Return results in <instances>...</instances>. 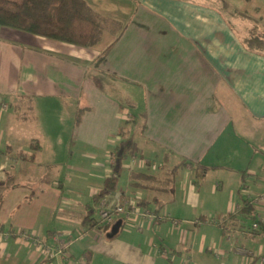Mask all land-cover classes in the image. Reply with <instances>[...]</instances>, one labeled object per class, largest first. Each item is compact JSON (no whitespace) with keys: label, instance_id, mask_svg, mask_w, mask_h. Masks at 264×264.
I'll use <instances>...</instances> for the list:
<instances>
[{"label":"crops","instance_id":"obj_1","mask_svg":"<svg viewBox=\"0 0 264 264\" xmlns=\"http://www.w3.org/2000/svg\"><path fill=\"white\" fill-rule=\"evenodd\" d=\"M85 1L120 22L117 34L83 47L0 25V180L10 185L0 189V264H264V229L245 226L252 218L239 193L245 174L242 192L264 227V199L255 204L264 195V52L244 43L264 38V0ZM133 108L140 119L131 129ZM121 126L164 147L166 170L179 154L175 165L194 164L180 168L219 173L209 186L184 189L163 220L109 237L112 225L105 230L94 215ZM215 141L222 160L208 164L202 155ZM75 156L93 157L91 169ZM230 158L236 166L223 163ZM131 182L130 173L123 200L135 193ZM174 185L140 192L142 207L174 202ZM23 230L72 242L48 260Z\"/></svg>","mask_w":264,"mask_h":264},{"label":"trees","instance_id":"obj_2","mask_svg":"<svg viewBox=\"0 0 264 264\" xmlns=\"http://www.w3.org/2000/svg\"><path fill=\"white\" fill-rule=\"evenodd\" d=\"M0 25L83 47L97 44L105 32L117 34L120 30V22L95 12L85 0H0ZM244 43L252 51L264 52V38L252 36L246 38ZM107 50L97 60V64L103 60ZM82 113V110L77 112L76 124H79ZM125 123L128 122L126 121ZM143 127L142 130L145 129L144 125ZM120 132L123 134L122 139L111 151L112 175L106 178L105 185L99 196L113 193L127 158L138 157L139 155L143 156L134 135L129 130H125V126L120 127ZM145 161V165L149 166L150 161ZM183 165L194 166L192 162L187 161L173 166L170 170H166L162 166V170L160 169L161 173L158 175L131 170V186L136 189L132 196L149 188L158 189L157 183L173 185L178 170ZM244 178L245 174L243 175L242 184L239 189V193L243 198L241 209L247 217L253 219L254 223L257 222L259 224L258 229L251 227L252 231L261 232L264 227L262 222L257 219V211L253 207L250 197L242 192L246 188ZM9 186L6 181L0 180V189L6 190ZM3 198L4 194L1 193L0 207ZM147 203V198L143 197L140 205L144 206ZM164 204L160 203L159 205L163 207ZM111 225L113 226V224ZM111 225H104L102 227L108 230ZM116 235L111 233V230L108 231L109 237Z\"/></svg>","mask_w":264,"mask_h":264},{"label":"rangeland","instance_id":"obj_3","mask_svg":"<svg viewBox=\"0 0 264 264\" xmlns=\"http://www.w3.org/2000/svg\"><path fill=\"white\" fill-rule=\"evenodd\" d=\"M132 112L134 113V119H132V123L130 124V128H134L135 125H138V121H139V113L138 111H136V109H131ZM26 113H30L29 111ZM24 116H26L24 114ZM28 116H30V114H28ZM239 126V125H238ZM238 126H237V134L239 136V132H238ZM240 132L245 133L243 130H240ZM135 135V139L137 140L141 150H142V155L143 156H138L136 157V160L134 163H132V157L127 158V160L125 161V165L124 168L121 172V175L119 177L118 180V184H117V189L115 190L114 193H120L122 194V191L126 194L131 193V188L129 186V181H130V173L131 170H139V171H147L149 173L152 174H157L161 167L165 164V161L163 160V154L165 153L164 147L159 146L155 143H153L152 141H150L149 139H147L146 137H144V134L140 131V128H138L137 132L134 133ZM218 142H212L210 145H208L205 149L204 154L202 155V157L204 158V161L208 164H214L212 162H214L215 160H222L218 155H220V151L218 150ZM191 147V143L187 142L184 146L185 149H189ZM112 150V148L110 147V149H108V151L110 152ZM83 152V151H81ZM93 153V152H91ZM90 153V155H92ZM89 155V153H88ZM76 159H78L79 161H76L77 165H79L80 167H84V168H90L91 169V161L92 158L88 157V156H82L81 158L75 156ZM142 157L145 160H149L150 161V165L146 166L144 161H142ZM182 159V156L179 154H174L173 156H171V158L169 159V164L171 166H174L175 164L179 163ZM105 164H109L111 162V160L109 159V157H105ZM230 161H224L223 163H225L226 165H237L238 162L233 161L231 158L229 159ZM164 168H166V166H163ZM162 167V168H163ZM66 169L67 170V175H69L72 178V174L69 170V167L67 168H63V170ZM55 172H57V169L55 167ZM61 170V172L63 171ZM162 170V169H161ZM60 172V170H58ZM161 173V172H159ZM219 173V172H217ZM216 172H214L213 170H210L209 173L204 176V173H201V171H197V170H192L189 167H183L180 168L178 173H177V177L175 180V185H174V198L175 201L174 202H169L167 203L163 208H160L159 212L160 214H164L165 211L168 209L171 210L172 205L174 204H178L180 205V195L182 192H184V189L186 190L187 187L191 188V186H193V184H196L197 187L198 186H202V185H211L213 183H215V178L217 175ZM87 177V178H84ZM83 180V183L85 181H87V185L90 186L89 184V180L92 179L90 177H88V175H82V178H79ZM195 185V187H196ZM131 196V195H130ZM95 218L100 219V215H99V211L97 210L95 212L94 215ZM246 227H252L253 226V220L252 219H248L246 221Z\"/></svg>","mask_w":264,"mask_h":264},{"label":"built area","instance_id":"obj_4","mask_svg":"<svg viewBox=\"0 0 264 264\" xmlns=\"http://www.w3.org/2000/svg\"><path fill=\"white\" fill-rule=\"evenodd\" d=\"M127 119L131 118V114L126 113L125 116ZM111 157V154H110ZM136 157H132V163H134ZM142 161L146 162L145 159ZM145 164V163H143ZM143 196L139 193L135 194L134 196L128 197L127 199H122V194L114 193L109 194L106 197L102 198L98 205V211L100 215L99 224L102 226L104 225H111L114 224L119 218H121L122 226H135L140 227L144 222H158L165 218L164 214H159L157 211L143 208L140 205ZM264 199V195L258 197V200L255 201L261 202ZM139 222H135V221ZM174 224H178L179 220L172 218ZM206 222H213V219H205ZM134 221V222H133ZM196 221L195 223H198ZM140 223V224H139ZM254 229H258L259 224L256 222L252 226ZM5 236H10V232H6ZM20 238L25 242L30 243L35 247L36 250L43 253L46 259L53 260L58 256L66 255V250L70 246L72 242V238L68 240H64L60 237V235H55L54 239L57 243H48L46 240L42 239L38 235L29 232V231H22L20 233ZM239 252H247L244 248H239ZM71 264H88L84 259H74ZM185 264H191L188 261Z\"/></svg>","mask_w":264,"mask_h":264},{"label":"water","instance_id":"obj_5","mask_svg":"<svg viewBox=\"0 0 264 264\" xmlns=\"http://www.w3.org/2000/svg\"><path fill=\"white\" fill-rule=\"evenodd\" d=\"M122 227V221L118 220L111 229V233L113 234H117V232L120 230V228Z\"/></svg>","mask_w":264,"mask_h":264}]
</instances>
